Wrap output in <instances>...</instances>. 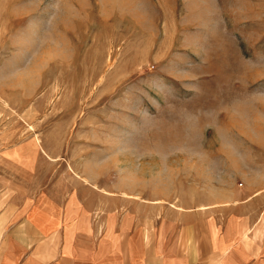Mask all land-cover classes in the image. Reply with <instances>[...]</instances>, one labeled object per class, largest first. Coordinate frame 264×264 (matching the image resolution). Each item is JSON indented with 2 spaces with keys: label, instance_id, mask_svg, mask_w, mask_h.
I'll list each match as a JSON object with an SVG mask.
<instances>
[{
  "label": "rangeland",
  "instance_id": "obj_1",
  "mask_svg": "<svg viewBox=\"0 0 264 264\" xmlns=\"http://www.w3.org/2000/svg\"><path fill=\"white\" fill-rule=\"evenodd\" d=\"M261 172L264 0H0V208L80 182L127 204ZM13 212L0 264L13 249L51 264L60 236H22Z\"/></svg>",
  "mask_w": 264,
  "mask_h": 264
},
{
  "label": "crops",
  "instance_id": "obj_2",
  "mask_svg": "<svg viewBox=\"0 0 264 264\" xmlns=\"http://www.w3.org/2000/svg\"><path fill=\"white\" fill-rule=\"evenodd\" d=\"M242 179L241 186L236 178L219 179L211 192L194 195L181 187L173 197L153 184L138 189L144 201L127 204L94 202L86 195L95 190L80 182L62 202L23 195V202L0 210L14 211L22 236H60L51 264H264V173L258 184Z\"/></svg>",
  "mask_w": 264,
  "mask_h": 264
}]
</instances>
